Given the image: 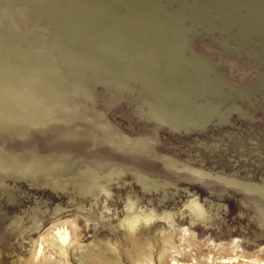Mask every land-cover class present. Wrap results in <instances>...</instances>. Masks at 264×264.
Listing matches in <instances>:
<instances>
[{"label": "rangeland", "instance_id": "1", "mask_svg": "<svg viewBox=\"0 0 264 264\" xmlns=\"http://www.w3.org/2000/svg\"><path fill=\"white\" fill-rule=\"evenodd\" d=\"M0 152V264H264V0H0Z\"/></svg>", "mask_w": 264, "mask_h": 264}, {"label": "bare ground", "instance_id": "2", "mask_svg": "<svg viewBox=\"0 0 264 264\" xmlns=\"http://www.w3.org/2000/svg\"><path fill=\"white\" fill-rule=\"evenodd\" d=\"M0 154L2 155L3 153L0 152ZM39 162H44V161H40L35 156L27 157V159H24L22 157L10 158L9 161L4 160V159L3 160L0 159V169L2 171L4 170L5 172H8V173H9V171H13L14 176L19 174V173H24V172L34 174V173H36V171L43 168V166H42L43 164H40ZM1 194L5 197L4 199H8V198H11V195L13 193L10 192L8 189H6V190H1ZM0 213H2V212L0 211ZM146 217H148V216H146ZM136 221H137L136 218L135 219H129L127 221V224H128V227L130 230L134 229ZM9 225L13 226L15 229H19L21 227V223L18 219H15L14 221H10ZM57 232H58L61 240L64 241L67 238V233L62 234L59 230ZM173 264H185V263H179V262L173 261Z\"/></svg>", "mask_w": 264, "mask_h": 264}, {"label": "water", "instance_id": "3", "mask_svg": "<svg viewBox=\"0 0 264 264\" xmlns=\"http://www.w3.org/2000/svg\"><path fill=\"white\" fill-rule=\"evenodd\" d=\"M237 86L240 87V86H246V85L243 84V85H237ZM56 139H59V138H56ZM232 142H233V145H236V144H238V143H239V144H242L243 141H241V140H238V141H237V140L234 139ZM258 152H260V150H258Z\"/></svg>", "mask_w": 264, "mask_h": 264}]
</instances>
